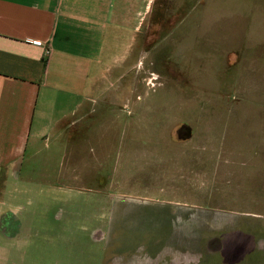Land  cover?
I'll return each instance as SVG.
<instances>
[{
	"label": "rangeland",
	"instance_id": "374dc122",
	"mask_svg": "<svg viewBox=\"0 0 264 264\" xmlns=\"http://www.w3.org/2000/svg\"><path fill=\"white\" fill-rule=\"evenodd\" d=\"M165 1L169 31L84 141H44L12 178L0 264H119L118 241L121 264H264V0Z\"/></svg>",
	"mask_w": 264,
	"mask_h": 264
},
{
	"label": "crops",
	"instance_id": "0c3cea01",
	"mask_svg": "<svg viewBox=\"0 0 264 264\" xmlns=\"http://www.w3.org/2000/svg\"><path fill=\"white\" fill-rule=\"evenodd\" d=\"M165 2L0 0V233L5 238H17L9 232L8 216L17 217L19 208L5 202L12 178L21 176L44 141H84L91 105L101 101L106 84L137 71L138 53L154 50L155 36L169 31ZM180 11L179 4L173 13ZM254 158V164L264 159ZM260 246L256 249L263 250ZM214 251L216 257L222 246Z\"/></svg>",
	"mask_w": 264,
	"mask_h": 264
},
{
	"label": "flooded vegetation",
	"instance_id": "af4514ba",
	"mask_svg": "<svg viewBox=\"0 0 264 264\" xmlns=\"http://www.w3.org/2000/svg\"><path fill=\"white\" fill-rule=\"evenodd\" d=\"M12 215V214H11ZM130 215V218H132L133 217V214H129ZM12 216H14V214L12 215ZM9 219H10V221L13 223V224H17V225H19V222H18V220H17V217L16 216H14L13 218H10V214H9ZM123 220V219H122ZM124 221V220H123ZM133 226H135V225H133ZM95 238V240L96 241H101V242H103V243H105L104 242V239H101V238H99V237H94ZM217 243V240H213L212 242H211V245H212V247H214V245ZM120 244H122L121 243V241L119 242L118 241V243L116 244V247H115V255H113V258H114V256H115V259H116V261L119 263V264H121V261L123 260V258H124V253H122L123 251H120V248L122 247ZM163 244V243H162ZM132 246H134V244H132ZM136 246V245H135ZM131 248H133V247H131Z\"/></svg>",
	"mask_w": 264,
	"mask_h": 264
},
{
	"label": "trees",
	"instance_id": "16d2710c",
	"mask_svg": "<svg viewBox=\"0 0 264 264\" xmlns=\"http://www.w3.org/2000/svg\"><path fill=\"white\" fill-rule=\"evenodd\" d=\"M186 130H188V127L187 126H182V127L179 128L178 134H185Z\"/></svg>",
	"mask_w": 264,
	"mask_h": 264
}]
</instances>
